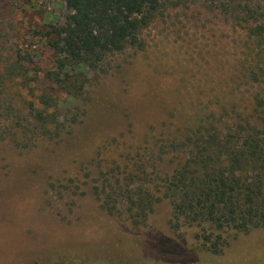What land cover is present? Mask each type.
Returning <instances> with one entry per match:
<instances>
[{
  "label": "rangeland",
  "instance_id": "374dc122",
  "mask_svg": "<svg viewBox=\"0 0 264 264\" xmlns=\"http://www.w3.org/2000/svg\"><path fill=\"white\" fill-rule=\"evenodd\" d=\"M69 11L65 0H0V76L14 66L11 75H22L5 93L0 80V264H264V227L225 232V246L212 252L202 245V225H172L169 199L135 227L105 212L93 189L97 162L119 154L100 149L106 142L137 144L152 126L182 123L199 98L240 75L244 31L213 1L169 0L140 43L110 53L71 103L38 82L52 59L36 37ZM45 91L69 126L61 140L37 137L25 146L30 104L52 109ZM13 119L17 135L6 130Z\"/></svg>",
  "mask_w": 264,
  "mask_h": 264
},
{
  "label": "trees",
  "instance_id": "16d2710c",
  "mask_svg": "<svg viewBox=\"0 0 264 264\" xmlns=\"http://www.w3.org/2000/svg\"><path fill=\"white\" fill-rule=\"evenodd\" d=\"M65 1L70 11L64 22L36 34L52 59L37 81H49L73 103L110 53L140 43L142 32L169 0ZM208 1L244 31L240 75L224 79L220 92L212 88L199 98L197 111L184 122L164 123L157 131L152 126L141 143L106 142L100 149L119 154L96 161L93 189L105 212L125 216L135 227L146 225L155 204L167 198L172 225H202L208 232L202 245L219 252L225 246L223 233L264 227V0ZM19 68L0 76L2 93L22 76L11 75ZM30 76L23 75L27 82L33 80ZM42 96L52 109L30 104L25 146L37 137L61 140L69 126L62 122L59 106L54 107L53 94ZM16 124L7 132L17 135Z\"/></svg>",
  "mask_w": 264,
  "mask_h": 264
}]
</instances>
